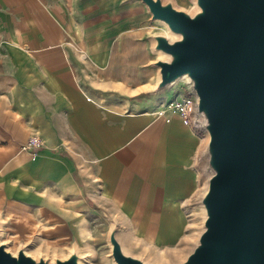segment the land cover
<instances>
[{"label":"crops","instance_id":"0c3cea01","mask_svg":"<svg viewBox=\"0 0 264 264\" xmlns=\"http://www.w3.org/2000/svg\"><path fill=\"white\" fill-rule=\"evenodd\" d=\"M145 13L128 0H0V242L90 260L115 228L146 263L186 246L204 142L135 98L148 89L133 51ZM34 135L39 149L20 152Z\"/></svg>","mask_w":264,"mask_h":264},{"label":"water","instance_id":"95a60500","mask_svg":"<svg viewBox=\"0 0 264 264\" xmlns=\"http://www.w3.org/2000/svg\"><path fill=\"white\" fill-rule=\"evenodd\" d=\"M140 1L151 20L177 36H152V49L168 56L152 63L155 91L185 79L207 133L203 230L178 264H264V0H195L191 16L169 2ZM108 240L114 264H146L123 252L115 228ZM81 258L72 250L50 264ZM0 264L49 260L26 255L24 247L12 255L0 243Z\"/></svg>","mask_w":264,"mask_h":264},{"label":"rangeland","instance_id":"374dc122","mask_svg":"<svg viewBox=\"0 0 264 264\" xmlns=\"http://www.w3.org/2000/svg\"><path fill=\"white\" fill-rule=\"evenodd\" d=\"M119 0H101L102 3H114L117 4ZM129 2H135L136 5H139L141 7V9L145 12L147 11V8L145 5H143L142 3H140L141 1L139 0H128ZM161 2H169L170 4L173 5V7L176 10H182L185 13H187L188 15H193L195 13V10L197 9L195 0H161ZM147 18V22H145V24H143V40L142 42H135L133 45V51L135 52V64H137L138 67V76L140 77V81L146 83V87L148 88L146 93H141L137 96H135L136 99H138L139 102H147L149 101V103L153 105V107L158 108L161 105H165L167 103V101L169 100H174V99H178V96L180 95L185 96L186 95V82L185 79L181 78V80L176 81L174 84L166 87V89L164 90H160V91H155V86L157 84V67L153 66V62H155L156 60L159 59H163L164 55L160 52L154 51L152 49L153 44H154V40L152 39L153 35H166L169 38H171L172 34L167 30V28L164 26H162V24L158 21H154L150 19V14L148 16L147 12L144 15ZM145 54V58L143 59L141 57V53ZM137 56H140L139 58H137ZM142 59V62L140 64V61ZM137 75V73H136ZM202 135H205L204 132L201 133ZM204 142V147L206 145L205 141ZM204 150V148H203ZM203 150H202V157L204 159V172L205 175L208 179L209 174L206 172L205 170V164H206V159L203 156ZM207 182V181H206ZM206 186V183L204 185V187L202 188V190L204 191V188ZM198 208H196L194 211L195 213H193L191 215V226H192V232L191 234L188 235V240H187V244L186 246L183 248V250L181 252L177 253H172L170 257L168 258H162L163 261H159V259H157L158 261H154V263H146V264H178L180 262H182L183 260H185V258L187 257V255L189 254V252L194 248V246L197 244L198 239H199V235L201 233V231L203 230V219H204V209L202 206H200V204H198ZM167 235V238H169V233H165ZM1 240V239H0ZM2 243V242H0ZM6 243V244H5ZM5 247L6 250L9 251L12 255H15L17 252L16 249V244H11L9 243L7 240H5ZM28 256L33 257L35 259H39L40 257L36 256V253L33 250H28L27 251ZM90 256V260L89 258H81V262L80 264H114L113 263V259L110 255V249L107 250L103 249L102 250H98L96 251V253H93ZM50 258L48 259L50 262H52L53 257L49 256Z\"/></svg>","mask_w":264,"mask_h":264},{"label":"built area","instance_id":"2783aa9c","mask_svg":"<svg viewBox=\"0 0 264 264\" xmlns=\"http://www.w3.org/2000/svg\"><path fill=\"white\" fill-rule=\"evenodd\" d=\"M186 82V81H185ZM186 95L182 96L181 99H174L168 101L165 105H161L156 111L158 116H164L169 113L177 114L181 120L191 126L199 132L200 138L202 141L207 140V133L199 127L197 123V113L195 112L197 98L190 91L188 83L186 82ZM204 132L205 135L201 133ZM41 146L40 138L37 135L31 136L28 138L27 142L19 147L20 152L35 151Z\"/></svg>","mask_w":264,"mask_h":264},{"label":"bare ground","instance_id":"6f19581e","mask_svg":"<svg viewBox=\"0 0 264 264\" xmlns=\"http://www.w3.org/2000/svg\"><path fill=\"white\" fill-rule=\"evenodd\" d=\"M140 1V0H139ZM141 3V2H140ZM197 10V9H196ZM147 12V14H148V16H149V12L148 11H146ZM163 27H164V25H162ZM172 37H171V39H176L177 38V36H175V35H171ZM163 59H168V56L167 55H164V57H163ZM25 254L27 255V253L25 252ZM53 261V260H52ZM80 262H81V260H79V262H78V264H80ZM51 262L49 261V264H50Z\"/></svg>","mask_w":264,"mask_h":264}]
</instances>
